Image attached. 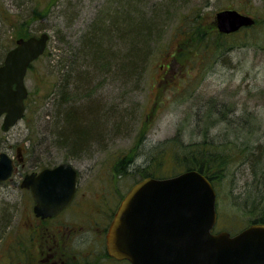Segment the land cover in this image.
<instances>
[{"label": "rangeland", "instance_id": "obj_1", "mask_svg": "<svg viewBox=\"0 0 264 264\" xmlns=\"http://www.w3.org/2000/svg\"><path fill=\"white\" fill-rule=\"evenodd\" d=\"M138 1L118 0L117 4L113 1L112 8L117 6L122 9L123 12L117 14L118 18L129 11H133L137 20L144 14L146 31L153 30L152 37H149V48L152 50L141 75L127 78V68L116 62L100 67L95 61L96 68L86 71L93 76L91 99L100 104L103 112L113 114L114 122L119 125L111 126L102 139L86 152L66 156L65 149L55 143L54 123L51 125V121L54 122L51 115L54 98L47 100L48 110L41 97L60 75L58 61L65 62L70 53L76 49L79 51L84 44L83 36L98 12L102 11L104 0H56L46 17L33 18L23 26L21 21L32 17L35 10L41 12L50 0H0V62L7 48L13 46L14 31L28 29L36 34L43 31L50 34L48 51L26 76L32 93L30 112L8 131L1 128L0 121V152L5 150L15 156L21 148L26 160L24 171L39 169L45 164H57L66 157L80 171L78 199L81 196L83 201L80 207L75 204L63 217L80 221L85 227L81 237H75L71 243L81 252L98 251L99 248L101 237L98 239L93 236V231L89 232L90 226L93 228L90 221L97 216L98 195L110 190L117 195L127 191L141 178L138 174L131 175V172L147 167V163L150 164L161 151L164 141L173 137L179 127L185 142L201 140L203 133L200 130L214 121L215 116L205 119L204 109L201 110L200 106L207 104L208 109L209 104L214 106L217 101L222 105L218 109L226 115V119L212 131L215 138L229 141L239 137L236 142L240 143L245 136H251V143H254L264 137V0ZM155 8L157 11H154ZM225 8L253 16L256 24L229 35L216 29L217 35L212 33L208 36L209 43L207 35L203 40L202 47L207 50L200 56L204 58L194 57L193 54L189 57L188 54L184 63L178 64L175 60L182 55L179 49L190 38L180 30L185 26L190 30L197 17L211 30L212 25L215 26L216 12ZM197 13L200 15L197 16ZM103 17L112 22L110 12ZM15 24L18 27L12 28ZM121 30L124 36L131 33L124 28ZM116 40L120 38L117 36ZM61 52L64 58H60ZM80 60L84 59L81 57ZM168 64L172 65L170 69ZM85 68L82 65L79 67L80 70ZM66 69L63 68V72ZM236 152L240 154L241 149H236ZM122 160H126L125 173L120 168ZM39 161L42 163L34 164ZM240 163L238 160L230 165L223 184L217 186V209L220 210L218 230L233 226L241 229L246 224V216L235 209L243 180L250 177L246 164ZM173 166L171 155H167L164 169L170 174ZM18 193L22 195L21 191L13 189L12 182L0 183V264L12 263V225L15 227L18 221H24L27 214L25 206L14 207ZM109 264L127 263L110 260Z\"/></svg>", "mask_w": 264, "mask_h": 264}, {"label": "water", "instance_id": "obj_2", "mask_svg": "<svg viewBox=\"0 0 264 264\" xmlns=\"http://www.w3.org/2000/svg\"><path fill=\"white\" fill-rule=\"evenodd\" d=\"M255 19L237 9L216 13L221 32L229 33ZM49 34L20 37L0 64V118L6 130L23 117L29 64L44 53ZM11 156L0 153V180L14 173ZM77 171L63 161L39 174L25 176L35 211L53 215L67 205L76 186ZM217 221L216 191L199 170L136 183L122 200L107 234L109 253L132 264H264V223H253L237 234L212 232Z\"/></svg>", "mask_w": 264, "mask_h": 264}, {"label": "trees", "instance_id": "obj_3", "mask_svg": "<svg viewBox=\"0 0 264 264\" xmlns=\"http://www.w3.org/2000/svg\"><path fill=\"white\" fill-rule=\"evenodd\" d=\"M55 1L56 0H50V4L41 12L35 10L32 17L30 16V18L20 22L21 26L28 24L33 18L46 17V14L51 6L53 7ZM109 1L111 3L113 1H115L116 4L118 3V0ZM136 1L139 2L138 0ZM130 9L134 10V7ZM154 11H157V8H155ZM106 12V5H104L102 11L100 13L98 12L89 29L83 36V48H81V46L79 51L76 49L70 53L67 57L69 62L66 59L65 62H62L63 60L58 61V64L61 65L59 69L61 71L60 75L53 81L52 88L41 97V99L44 98L43 105L47 107L48 110L47 100L51 97L54 98L52 103L54 112H51L54 122L51 121V125L54 123L53 125L55 128L53 133L55 135V143H58V145L62 147L61 149H65L66 156H76L86 152L89 147L102 139L104 133L109 131L111 126L119 125L118 122H114L115 118L111 113L102 112L97 108H90L89 106L79 107L83 101L90 100L93 95V76L88 72L86 73V71L90 70L91 67L96 68L94 64L95 61H98V66L100 67H107L111 65V62H116L117 65L127 68V78L131 79L136 75H141L140 73L145 69L146 60L152 50L149 48V37H152L151 31L153 30L149 29L146 31L145 27L147 22L144 20V14L138 17L139 20H137L134 18L135 14L133 15V11L126 12L119 18L117 14L123 11L116 12L111 15L112 22L109 23V21L106 20L107 17H103ZM199 15L200 14L197 13V16ZM197 18L190 26V28L192 27L190 30L186 29L187 26H185L183 30H180L183 35L187 34L190 38L188 42H184V45L180 47L179 52L182 54L180 57H177V51L175 52L174 59L176 57L178 58V60H175L178 64H183L185 56L188 54L189 57L193 54L194 57L204 58V56H200L207 50H205V46L202 47L204 43L203 40L206 39L207 35V43H209L208 36L212 33L217 35L215 31L216 25H212L210 28L211 30H208L206 26H204L203 21H201V18L199 20ZM191 21L193 22V19ZM16 26L17 24L12 26V28ZM122 28L131 33H127L124 36L121 30ZM13 33V44L18 37H28L32 34H36L28 29L22 32L14 31ZM117 36L120 40L115 41ZM62 37H64V34ZM113 37L115 38L113 39ZM7 49H9V47ZM125 49L127 53H123ZM61 54L63 53L61 52L59 54L60 58H64V54ZM81 57L84 60L81 61ZM81 65L86 68L80 70L79 67ZM33 66L34 63H31L29 70H31ZM171 67L172 65L168 66L169 69ZM63 68L67 69L63 72ZM84 70L85 72H82ZM108 72L107 70V73H105L108 74ZM31 95L32 93L30 92L26 101L27 112L24 117L30 112L29 100L31 99ZM168 101L172 102L171 99ZM65 103H67V105H65ZM206 106L207 104L203 107L200 106L201 110L204 109V118L215 116V119L200 130L203 133L201 140L185 142L182 138V128L179 127V131L176 132L173 137L164 141L165 144L163 143V147L160 151L161 153L158 152V154L154 156L152 162H150V164L147 163V167L145 166L142 169L137 168L131 172V175L136 176L138 174L141 178L144 176L164 177L177 174L184 170L197 169L212 181L217 190V186H221L224 179L229 174V166L240 160L241 163L239 165L246 164L249 169L250 177L243 180L242 191L239 197H237L239 201H237L235 209L240 210L241 215L246 216V224L244 226L254 222L264 223V137L263 140L257 139L254 143H251V136H245L240 143L236 142L239 137L229 141L228 139L223 141L215 138V135H212V131L216 125L218 126L225 121L226 115L219 111L218 107L222 106L219 101L214 102V106L209 104L208 109H206ZM198 113H200V111H198ZM236 149H241L240 154L236 152ZM167 155H171L174 162L170 174L164 169ZM36 163L41 164L42 162H34V164ZM125 163L126 160H122L120 163L122 173H125L126 170ZM218 212L220 217L219 208ZM235 228L234 226L232 228L228 227L227 230L232 233L240 230Z\"/></svg>", "mask_w": 264, "mask_h": 264}, {"label": "flooded vegetation", "instance_id": "obj_4", "mask_svg": "<svg viewBox=\"0 0 264 264\" xmlns=\"http://www.w3.org/2000/svg\"><path fill=\"white\" fill-rule=\"evenodd\" d=\"M13 158L15 173L10 182L13 183L15 191L22 192L21 196L18 193L14 207L25 206L27 214L24 221H18L15 227L12 225L11 264H102L104 261L109 264L112 258L108 255L106 235L115 213L114 200L119 195H115L113 190L98 195L96 203L98 207H95L97 216L90 221L93 228L90 226L89 232L93 231V236L98 239L101 237L99 248L98 251L91 249L82 251L84 252L82 253L71 243L75 237H81L85 227H82L80 221H72L71 217H63L72 210L75 204L80 207L83 201L81 196L78 199L80 173L71 202L53 216H41L35 213L36 202L31 188L22 185L26 174L40 170H23L26 160L21 153V148H18V153Z\"/></svg>", "mask_w": 264, "mask_h": 264}, {"label": "bare ground", "instance_id": "obj_5", "mask_svg": "<svg viewBox=\"0 0 264 264\" xmlns=\"http://www.w3.org/2000/svg\"><path fill=\"white\" fill-rule=\"evenodd\" d=\"M104 3L106 5V10H107V13H111V15L115 14L116 12H121L122 9H119L118 7L116 8H112V3L109 1V0H104ZM82 106H89L90 108H97L99 109L100 111H102L101 107H100V104L97 102V101H94L92 99L88 100V101H83L79 107H82ZM103 112V111H102Z\"/></svg>", "mask_w": 264, "mask_h": 264}]
</instances>
